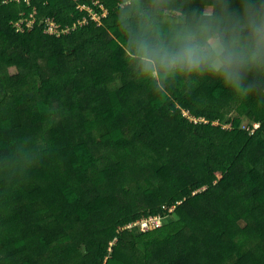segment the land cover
<instances>
[{"label": "trees", "instance_id": "1", "mask_svg": "<svg viewBox=\"0 0 264 264\" xmlns=\"http://www.w3.org/2000/svg\"><path fill=\"white\" fill-rule=\"evenodd\" d=\"M99 1L97 26L73 0H33L23 33L10 23L31 6L0 1V157L23 161L0 160V264H264V108L212 82L154 95Z\"/></svg>", "mask_w": 264, "mask_h": 264}, {"label": "clouds", "instance_id": "2", "mask_svg": "<svg viewBox=\"0 0 264 264\" xmlns=\"http://www.w3.org/2000/svg\"><path fill=\"white\" fill-rule=\"evenodd\" d=\"M113 0L129 75L154 95L218 83L232 103L264 108V0ZM107 14V13H106ZM20 165L9 151L0 157ZM40 161H37L38 164Z\"/></svg>", "mask_w": 264, "mask_h": 264}, {"label": "built area", "instance_id": "3", "mask_svg": "<svg viewBox=\"0 0 264 264\" xmlns=\"http://www.w3.org/2000/svg\"><path fill=\"white\" fill-rule=\"evenodd\" d=\"M3 4H9V3H17L23 1L28 6H31L32 10L29 13L28 16H23L21 18H18L17 20L11 22L10 24L15 29V32L17 33H23L24 31H29L33 24L36 21V17L34 16L35 10L37 7L33 5V0H0ZM76 3V9L79 11H85L86 15L83 16L82 19L78 21V24H84L88 22L89 20H92L96 22L97 26L101 25V18L106 16V8L103 6L102 3H100L99 0H92L91 5L86 4L83 2H78L77 0H73ZM93 6H98L99 9H101V13H97V11L93 8ZM43 21V32L48 35H54V36H60L63 32H65V29L60 28V25L57 24L50 16H45L41 19ZM158 217L155 216H149L147 218L136 220L135 222H131L127 224L123 228L130 227L132 229L133 227H137L140 229L141 232L147 230L151 225H158Z\"/></svg>", "mask_w": 264, "mask_h": 264}, {"label": "rangeland", "instance_id": "4", "mask_svg": "<svg viewBox=\"0 0 264 264\" xmlns=\"http://www.w3.org/2000/svg\"><path fill=\"white\" fill-rule=\"evenodd\" d=\"M245 125H246V122H243L242 126L244 127ZM224 127H226V126H224ZM255 127H257V125H255ZM158 223H159V220H158ZM123 229H126V230H128L130 232H133L135 235H138L141 232L140 229L137 228V227H133L132 229H130V227H127V228H123ZM80 251L82 252L81 248H80Z\"/></svg>", "mask_w": 264, "mask_h": 264}]
</instances>
